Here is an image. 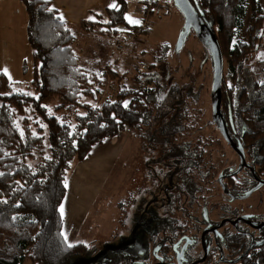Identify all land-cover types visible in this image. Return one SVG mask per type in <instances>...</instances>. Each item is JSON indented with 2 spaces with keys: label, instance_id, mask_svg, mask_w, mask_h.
<instances>
[{
  "label": "trees",
  "instance_id": "trees-1",
  "mask_svg": "<svg viewBox=\"0 0 264 264\" xmlns=\"http://www.w3.org/2000/svg\"><path fill=\"white\" fill-rule=\"evenodd\" d=\"M20 1L27 15L26 39L35 64L34 95L6 94L9 79L0 71V264H70L90 251L84 243L69 248L64 236L60 206L67 193V172L74 160L90 158L95 146L122 132L133 135L146 125L159 100L160 90L153 83L159 78L157 66L165 58L145 70L136 67L130 79L136 88L121 83L125 76L118 78L108 63L98 73L91 72L80 65L71 47L76 30L87 37L105 35L121 41L123 50L133 38L126 37L128 33L149 36V26L141 30L125 19L127 3L118 0L105 23L84 20L72 25L46 0ZM189 2L201 19L211 24L227 63L230 83L223 77L221 101L227 126L238 127V143L249 156L264 159V59L254 56L264 45V14L260 10L264 0ZM145 3L140 1V8ZM246 3L254 15L246 40L234 43ZM170 4L173 0L165 3L164 9ZM107 76L120 82L116 98L99 101ZM192 109L186 107L178 113L181 135L192 132L200 120ZM216 143L212 137L199 136L185 144L192 157L209 158ZM236 240L243 245L246 238L238 235ZM244 248H239L234 264H264V243L246 255L242 254Z\"/></svg>",
  "mask_w": 264,
  "mask_h": 264
},
{
  "label": "rangeland",
  "instance_id": "rangeland-1",
  "mask_svg": "<svg viewBox=\"0 0 264 264\" xmlns=\"http://www.w3.org/2000/svg\"><path fill=\"white\" fill-rule=\"evenodd\" d=\"M129 5L126 16L140 21L143 16L137 13L140 2L135 0ZM244 9L234 43L246 40L245 33L254 15L249 3ZM260 10L264 14L263 4ZM20 20L19 14L12 22L0 12V66L9 79L6 94L26 92L34 95L35 64L22 29L19 33ZM6 25L9 28L4 29ZM184 25L179 9L170 4L160 14L149 16V36L133 34L130 45L124 50L114 46L113 38L87 37L76 30L71 47L78 54L80 65L98 73L99 68L109 64L118 78L125 76L121 83L132 88H136L130 81L136 67L145 70L158 59H165L157 66L159 78L153 85L160 90L159 100L146 125L133 135L122 132L95 146L91 159L74 160L67 172V193L60 206L64 210V236L70 244L84 243L90 250V256L73 259L71 264H124L128 260L143 264L151 260L149 254L138 259L134 256L151 251L158 240V225L167 223L162 212L172 208L170 205L178 197V190L190 188L180 171L173 173V165L181 164L187 154L183 143L175 140L180 126L176 117L180 110L193 107L192 112L200 117L197 126L204 125V121L214 126L211 123L214 67L211 54L195 32H190L179 48ZM164 45L168 50L163 49ZM254 56L264 59V45ZM23 60L27 62L25 73ZM223 77L229 84L226 62ZM119 85V80L107 76L99 101H114ZM129 101L130 98L126 104ZM228 156L238 159L233 151H229ZM24 264L32 263L26 261Z\"/></svg>",
  "mask_w": 264,
  "mask_h": 264
},
{
  "label": "flooded vegetation",
  "instance_id": "flooded-vegetation-1",
  "mask_svg": "<svg viewBox=\"0 0 264 264\" xmlns=\"http://www.w3.org/2000/svg\"><path fill=\"white\" fill-rule=\"evenodd\" d=\"M221 115L212 114L214 126L204 121V125L194 126L192 132L183 135L177 115L180 126L175 140L183 143L187 154L181 164L173 165V173L180 171L190 188L178 190V197L170 205L172 208L162 212L167 223L158 225V240L151 251L134 256L138 259L149 254L151 260L143 264H234L239 259L235 256L239 248L245 247L242 254L246 255L263 245L264 186L258 188V185L264 181V159L249 156L242 147L245 155V163H242L239 153L222 132L221 118L235 145L240 144L239 129L228 127L222 111ZM199 136L217 141L209 158L192 157L185 144ZM229 151L238 159L229 157ZM238 235L246 238L243 245H238ZM88 256L90 252L85 257ZM124 264L137 263L128 260Z\"/></svg>",
  "mask_w": 264,
  "mask_h": 264
},
{
  "label": "water",
  "instance_id": "water-1",
  "mask_svg": "<svg viewBox=\"0 0 264 264\" xmlns=\"http://www.w3.org/2000/svg\"><path fill=\"white\" fill-rule=\"evenodd\" d=\"M174 6H176L180 13L184 17L185 25L179 36L178 45L182 48L185 40L189 36L191 30H193L197 37L202 41L203 45L209 53L213 61V84H212V99H213V114L221 115L220 104H221V93H222V81H223V68L224 61L221 54V50L212 30V26L208 22H204L201 16L198 15L197 11L191 5L189 0H173ZM202 33L204 35H202ZM222 120V132L224 133L227 141L231 143L234 149L239 153L242 163H245V155L243 148L240 144L235 145L234 142L228 135L226 125ZM264 186V181H260L258 188Z\"/></svg>",
  "mask_w": 264,
  "mask_h": 264
},
{
  "label": "crops",
  "instance_id": "crops-1",
  "mask_svg": "<svg viewBox=\"0 0 264 264\" xmlns=\"http://www.w3.org/2000/svg\"><path fill=\"white\" fill-rule=\"evenodd\" d=\"M51 3L53 9L58 11V15L63 17V20L69 24L77 25L81 21H102L107 22L108 11L114 9L111 5L115 4L118 6V0H46ZM127 3V12L129 10V2H134L135 0H124ZM143 1V0H138ZM0 12L6 15V18H11L14 21V16L19 14L21 16L20 23L22 24L19 29V33L24 34L25 43L26 39V21L27 15L23 3L20 0H0ZM115 7V8H116ZM15 12V14H13ZM138 13V12H137ZM7 21L5 22V24ZM9 24V22H8ZM9 28V25L4 26ZM27 46L28 43H27ZM30 48V47H29ZM10 60V59H9ZM1 61V59H0ZM27 62L23 60L22 69L24 64ZM0 66V71H1ZM2 72V71H1ZM24 73V72H23ZM91 159V158H90Z\"/></svg>",
  "mask_w": 264,
  "mask_h": 264
},
{
  "label": "built area",
  "instance_id": "built-area-1",
  "mask_svg": "<svg viewBox=\"0 0 264 264\" xmlns=\"http://www.w3.org/2000/svg\"><path fill=\"white\" fill-rule=\"evenodd\" d=\"M165 3H170V0H146L145 5L138 10V13L143 15L142 19L138 23L141 30L147 28V23L151 14H160L161 11L164 10ZM131 36L132 34L128 33L126 37L131 38ZM114 46L117 49H123V44L121 41H114Z\"/></svg>",
  "mask_w": 264,
  "mask_h": 264
},
{
  "label": "snow or ice",
  "instance_id": "snow-or-ice-1",
  "mask_svg": "<svg viewBox=\"0 0 264 264\" xmlns=\"http://www.w3.org/2000/svg\"><path fill=\"white\" fill-rule=\"evenodd\" d=\"M111 7L115 8L116 5L113 4V5H111ZM61 19H63V17H61ZM125 19H127L130 23H137V24L139 23V21H134L130 17H127V16L125 17ZM125 107H127V104H125ZM0 175H3V174L0 173ZM65 186L67 187V182H65ZM60 212H61V215L63 216V212H64L63 207H61ZM65 239H67V238L65 237ZM68 247L71 248L72 245L71 244H68Z\"/></svg>",
  "mask_w": 264,
  "mask_h": 264
}]
</instances>
